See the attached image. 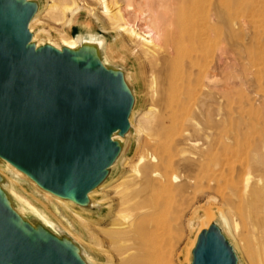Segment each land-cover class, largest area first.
Returning a JSON list of instances; mask_svg holds the SVG:
<instances>
[{"label": "bare ground", "instance_id": "6f19581e", "mask_svg": "<svg viewBox=\"0 0 264 264\" xmlns=\"http://www.w3.org/2000/svg\"><path fill=\"white\" fill-rule=\"evenodd\" d=\"M50 1L52 3L50 2L51 4L47 6L45 14L53 15L57 21L64 20L66 25L71 26L81 16L82 10L78 7L77 0ZM96 1L103 5L102 15L108 21L111 30L105 28L106 25L101 23L94 11L89 10V13L95 16L97 24L104 32L113 34V45L127 47L117 31L123 33L122 36L129 35L146 53L152 56L162 55L166 75L161 104L152 102L148 111L142 115V123L140 122L138 126L137 130L142 133L144 143L133 162L131 177L116 179L117 181L106 179L89 193L90 200L107 188L115 190L119 195L118 205L114 207L110 203L108 207L111 206L113 210H116L110 229L124 233L128 241L132 242V244L127 242L132 246H129V249L126 248L122 258L131 259L129 255L132 254L134 257L133 253H136V264H165L164 249L170 242L168 214L179 199L186 197L199 185L210 181H216L223 199L231 208L243 211L255 220V229L263 241L261 243L262 257L264 251V140L247 137L238 141L235 146H230L223 137L215 142L209 126L210 121L218 116L214 117L216 113L213 112L215 113L213 114L210 110L213 96H217L222 105L229 101L226 85L219 79V74L214 68V52L216 46L218 49H224L221 45L224 43L229 25L233 24L234 27L242 25L244 0H125V6L133 10L137 20L143 22L145 30L137 29L136 24L122 16L120 11H113L107 0ZM39 11L40 8L29 24L32 42L37 47L51 44L58 49L68 47L80 50L88 47L95 51L100 50L102 61L108 66L102 54L103 41L97 40L95 34L91 33L89 36L81 34L75 37L61 33L62 42L53 41L48 31L42 26V9L37 16ZM70 13L72 18L68 20L67 16ZM225 52V50L222 51L223 54ZM220 59L224 60L223 57ZM133 80L138 81L140 87H144L145 84L137 75ZM152 80L153 85L157 84L155 76ZM158 91V86L154 87V96ZM215 108L213 110H216ZM134 117L135 111L132 110L131 123ZM124 137L119 132L114 134V139L119 142ZM0 163L3 165L0 167V173L4 174L2 168H6L40 188L26 173L10 162L1 160ZM0 185L10 194L13 208L24 219L34 226L37 222L44 225L59 237L73 239L63 229L62 231L59 227H53L48 220L42 218L40 208L31 204L29 210H25L20 196L13 189H8L5 182L0 181ZM41 190L44 194L53 196L59 205L67 209H72L74 206L90 209L95 203L91 200L87 206H82L70 199ZM99 202L103 203V200ZM44 206L49 209L48 205L44 204ZM29 213H33L35 217L31 218L28 216ZM75 214L86 227L89 226L86 216H81L80 212ZM211 215L207 213L201 220L196 236L187 244L188 251L194 248L200 232L214 223ZM228 215H230L229 220L234 234L240 237L243 248L253 264L251 248L247 239L239 231V222L234 214L228 213ZM226 228L231 231L227 223ZM73 241L76 243L74 239ZM79 251L86 262L92 264L80 245ZM132 260L128 261L131 263Z\"/></svg>", "mask_w": 264, "mask_h": 264}, {"label": "water", "instance_id": "95a60500", "mask_svg": "<svg viewBox=\"0 0 264 264\" xmlns=\"http://www.w3.org/2000/svg\"><path fill=\"white\" fill-rule=\"evenodd\" d=\"M39 8L35 0H0V161L87 206L122 153L114 134H128L135 96L100 50L37 47L29 24ZM10 197L0 185V264H88L73 239L34 226ZM192 254V264H240L217 222L200 232Z\"/></svg>", "mask_w": 264, "mask_h": 264}, {"label": "rangeland", "instance_id": "374dc122", "mask_svg": "<svg viewBox=\"0 0 264 264\" xmlns=\"http://www.w3.org/2000/svg\"><path fill=\"white\" fill-rule=\"evenodd\" d=\"M35 1L40 5V11L37 16L42 9V26L48 31L53 41L61 43V33H67L75 37H79L81 34L89 36L93 33L97 40L103 41L102 54L108 66L118 67L124 71L127 83L135 96L133 108L135 117L132 119V123L130 122L133 125H131L128 134L120 140L123 145L121 160H117V162H120L115 163L111 167L107 179L119 180L128 178L133 173V162L139 155L144 143L143 137H141L142 133L137 130L142 123V115L148 111L152 102L158 105L162 102V90L166 79L162 55L152 56L146 53L135 44L129 35L124 34L122 36L123 33L117 30L115 31L120 34L127 47L113 45V34L104 32L97 24L95 16H91L89 13V10L94 11L101 23L106 25L104 27L111 30L108 21L102 15L104 7L96 0H77L78 7L82 10L80 12L81 16L71 26L66 25L64 20L57 21L53 15L45 14L47 6L52 1ZM107 3L113 11H120L122 16L135 23L137 29L142 28L145 30L143 22L137 20L133 10L125 6V0H107ZM242 10V25L239 27H234L233 24L229 25L224 37V43L220 44L224 49H218V46H216L213 63L216 72L219 74V79L226 85L229 101L222 105L217 99L218 97L213 96L210 110L212 113H216H213L215 114L214 117L218 116L213 117L214 119L212 118L213 120L210 121L209 126L215 142H218L223 137L230 146H235L238 141L247 137L264 140V0H244ZM72 13L68 14V20L72 18ZM35 30L37 31V29ZM223 50L226 51L224 54L222 53ZM220 57H223L224 60L222 61ZM135 75L146 86L140 87L138 81L133 80ZM154 76L157 78V84L155 85H153L152 80ZM156 86H158L159 91L154 96L153 91ZM144 100L146 101L144 102ZM213 107L218 108L213 110ZM2 166L0 163V167ZM2 170L5 172V175H3L6 186L10 190L13 189L20 196L23 208L29 210L31 204L40 208L42 210L40 212L41 217L48 220L53 227H59L70 234L76 243L82 247L86 257L92 264L137 263V255L133 251L134 257L131 254L129 258H132L128 259L129 261L133 259V263L122 258V253L132 246V242L128 241L124 233L110 229L116 210L108 206L112 204L116 207L119 203V195L115 190L107 188L101 194L94 195L91 200L92 203H95L94 206L90 207L91 210L89 208L83 209L79 206L67 209L59 205L53 196L44 194L40 188H37L27 179L18 177L6 168H2ZM99 200H103L104 204L100 203ZM42 202L48 205L49 209ZM78 211L81 216H86V220L90 223L89 226L86 227L76 216L75 213H79ZM207 213H211L213 221L221 226L224 235L236 250L239 263L252 264L243 248L240 237L234 234L231 227L228 213L234 214L239 222V231L247 239L249 248H251L254 259L253 264H264V251L263 258L261 257V243L263 241L255 229V220L247 213L231 208L228 202L223 199L216 181L204 183L191 190L186 197L184 196L179 199V202L177 201L168 214L167 224L168 226L170 225V242L164 249L165 264H192L193 254L192 250L188 251L187 244L196 236L200 222L206 217ZM28 216L31 218L35 217L33 213H29ZM225 222L229 225L232 232L227 230ZM119 236H122L121 238L124 241Z\"/></svg>", "mask_w": 264, "mask_h": 264}]
</instances>
